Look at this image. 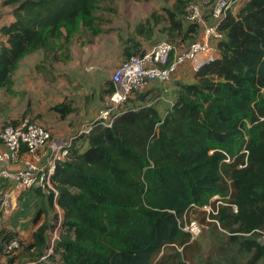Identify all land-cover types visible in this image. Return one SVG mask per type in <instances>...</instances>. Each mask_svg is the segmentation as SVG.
<instances>
[{
	"label": "trees",
	"instance_id": "16d2710c",
	"mask_svg": "<svg viewBox=\"0 0 264 264\" xmlns=\"http://www.w3.org/2000/svg\"><path fill=\"white\" fill-rule=\"evenodd\" d=\"M100 1L5 0L13 20L0 27L5 39L0 43V89H10L25 55L41 51L43 60L65 62L79 32L97 35L94 12ZM202 1L209 11L215 3L175 0L172 10H164L168 42L178 49L198 38L199 26L186 20L187 7ZM219 30L217 57L190 80L174 79L171 90L160 93L152 89L160 84L134 93L111 127L95 122L73 139L51 176L56 195L40 188L24 195L22 210L30 211L31 195L38 199L34 218L45 217L26 247L31 260L184 264L170 256L156 258L166 247L191 243L180 221L207 204L215 212L208 215L210 223L228 232L230 247L253 253L251 263L264 257L259 241L264 234V0H247L235 14L228 12ZM109 84L108 95L113 91ZM165 93L171 100L161 113L157 106ZM52 110L61 118L73 111L66 103ZM215 196L218 204L210 201ZM54 204L61 215L54 210L50 218ZM55 224L59 235L40 261ZM11 240L20 243L13 254L21 240L0 229L1 255Z\"/></svg>",
	"mask_w": 264,
	"mask_h": 264
},
{
	"label": "built area",
	"instance_id": "2783aa9c",
	"mask_svg": "<svg viewBox=\"0 0 264 264\" xmlns=\"http://www.w3.org/2000/svg\"><path fill=\"white\" fill-rule=\"evenodd\" d=\"M236 1L215 0L208 16H205L202 10L207 1L188 4L186 20L199 26L198 38L184 49H178L169 42H161L151 50L130 56L116 66L110 76L113 91L97 111L95 119L87 128H82L77 136L87 133L95 122L101 126L111 127L115 117L134 93L143 92L154 84H169L180 67L190 65L195 70L200 64L210 61L215 54L214 43L222 38L219 26ZM74 138L49 143L51 140L49 131L28 117H22L1 128L0 212L2 210L8 215L13 210L8 194H4L2 191L1 183L3 180L14 182L17 192L40 188L56 195L51 184V176L56 164L66 158ZM46 147L48 152L44 161L36 162L35 157ZM23 154H27L28 158L21 160ZM20 162L21 167L19 169L12 170L10 168L11 165ZM217 198L215 196L210 201L218 204L219 202L215 201ZM200 209L205 210L208 215L215 213L212 211L211 204L204 205ZM180 229L189 235L190 242L202 233V226L195 220L186 219V216L180 221ZM56 237V231H54L50 239L51 245L46 250L45 256L40 258V261L45 260L46 256L52 252V244ZM260 239L264 241V234H261ZM18 248H20L18 240H11L4 245L3 252L10 254ZM1 256L0 251V259Z\"/></svg>",
	"mask_w": 264,
	"mask_h": 264
},
{
	"label": "rangeland",
	"instance_id": "374dc122",
	"mask_svg": "<svg viewBox=\"0 0 264 264\" xmlns=\"http://www.w3.org/2000/svg\"><path fill=\"white\" fill-rule=\"evenodd\" d=\"M4 1L0 0V24L12 16V6L4 5ZM185 1L183 0V2ZM244 1L237 0L230 8L231 12H236ZM174 3L175 0H101L98 9L94 12L96 17L94 26L99 30V33L92 35L90 31L83 30L75 36L70 47L75 49L76 54L79 53V47L82 45L97 50L96 54L102 56L103 59L104 67L101 69L105 70L107 76L110 77L114 68L128 57L143 54L161 42H171L165 31L168 23L165 19L164 10H172ZM202 8L204 14H208L210 5H203ZM160 16L162 17L159 19ZM34 55L35 53L31 52L28 57L33 58ZM43 61L46 64L48 61L50 62V60L45 59ZM53 63L58 64L57 62ZM87 69L91 70L92 68ZM12 75L14 79H12L10 89H0V129L24 117L25 109L30 107L28 104L24 106V95L18 97L15 72ZM174 79L176 78H173L167 85H154L152 89L156 88L159 93L165 87L171 90ZM103 83L104 87L109 88V80H105ZM69 86L73 88L69 90V93L75 100L79 97H85L87 92H91L90 90L87 91L84 87L86 85L80 81L76 83L69 81ZM169 96L165 93V97L160 98L157 107L161 113L170 104L171 98ZM103 98L104 95L102 101ZM23 202L21 201V205ZM55 209L53 206V209L48 211L50 218ZM186 219L197 221L202 226V233L185 248H164L157 256L156 261L170 256L174 263L180 261L184 264H264V257L255 263H251L253 253H239L235 247H230L228 232L224 231L220 225H212L205 210L194 208L187 212ZM54 231L58 236L60 231L58 224H55L49 231L50 239ZM259 241L264 243L262 239Z\"/></svg>",
	"mask_w": 264,
	"mask_h": 264
},
{
	"label": "crops",
	"instance_id": "0c3cea01",
	"mask_svg": "<svg viewBox=\"0 0 264 264\" xmlns=\"http://www.w3.org/2000/svg\"><path fill=\"white\" fill-rule=\"evenodd\" d=\"M229 12L231 14L236 13L231 12V10ZM205 15L207 16L208 14ZM12 20L13 17L10 16L7 21L0 24V27L9 24ZM1 42H5V39L0 34ZM32 53H35L33 58L25 55L18 62L14 71L17 78L18 97L24 95V106L30 105V107L25 109L24 117L36 121L49 130L51 135L50 142L65 141L71 137H76L82 128H87L95 119L97 111L108 97V93L106 92L108 88L104 87L103 82L105 80H109L110 82V77L107 76L105 70L101 69L104 67L102 56L96 54L97 50H93L90 46H80L78 54H76L73 47H70V57L67 61H58L57 65L48 61V64H51L49 66L43 61L41 51H34ZM215 57H217L216 51L213 58ZM87 68L92 69L89 70ZM194 71L190 65H184L179 68L174 78L190 80ZM12 79L14 78L12 77ZM69 81L74 83L80 81V83L86 85L84 86L86 90H90L91 92H87L85 97H79L77 99L79 101H77L69 93V90L73 89L70 88ZM60 103L69 104L73 109L64 118H61L57 112L52 110L54 105ZM47 152L46 147L37 154L35 161L39 163L43 162ZM26 158H28V155L23 154L21 160ZM19 167H21V162L10 166L12 170L19 169ZM1 188L4 194H8L9 202L13 205V210L8 215L1 210L0 229L4 228L17 233L22 247L13 254H3L0 264H39L37 260H31L28 256L31 250L26 251V247L32 241V233L45 219L43 214L38 219L34 218L35 214L39 211L37 205L38 199L32 198L29 195L28 200L31 202V209L26 213L28 210H22L21 201L25 200V194H33V192H30V190L17 192L15 183L10 180H3ZM54 207L56 208L55 213L61 215V210L58 206L54 204Z\"/></svg>",
	"mask_w": 264,
	"mask_h": 264
},
{
	"label": "water",
	"instance_id": "95a60500",
	"mask_svg": "<svg viewBox=\"0 0 264 264\" xmlns=\"http://www.w3.org/2000/svg\"><path fill=\"white\" fill-rule=\"evenodd\" d=\"M209 61V60H208ZM208 61H206V62H208ZM205 62V63H206ZM204 64V63H203ZM203 64H200L195 70H198Z\"/></svg>",
	"mask_w": 264,
	"mask_h": 264
}]
</instances>
